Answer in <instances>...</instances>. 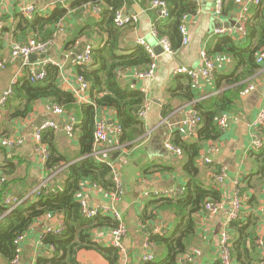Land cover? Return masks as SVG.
Returning <instances> with one entry per match:
<instances>
[{
  "label": "crops",
  "instance_id": "1",
  "mask_svg": "<svg viewBox=\"0 0 264 264\" xmlns=\"http://www.w3.org/2000/svg\"><path fill=\"white\" fill-rule=\"evenodd\" d=\"M76 1L0 0V63H2V68H0V98L11 87L14 79L18 82L27 76L29 65L44 60H52L61 66L60 87L72 93L78 105L91 103L89 93L85 94L82 99L77 97L75 91L77 89L75 79L78 77L76 66L73 61L66 65V61L67 58L71 57L70 53L72 55L79 53L87 45L92 46L94 51L95 44L86 42L83 37L75 42L73 47L70 46L67 51L64 44L67 41L70 42L74 33L85 27L88 20L90 22L98 21L101 14H94L91 4L84 8L71 9ZM214 2L215 0H198L197 12L185 21L187 43L179 52H172V54L163 52L156 56L155 74L159 71L162 75L166 70H171L172 67L182 66L197 70L201 66L200 55L203 51L214 60L215 75L227 76L233 72L234 62L229 56L212 54L211 51L214 50L219 39L223 37L230 38L239 46L255 43L256 40H253V34L249 31L248 25L259 21L264 24V0H260L259 5L247 1L224 0L223 11L215 19L218 24L213 30L224 29L226 34L213 35L214 31L204 34L203 26L207 21L206 16H212ZM29 5H34L37 12L43 16L54 9H65L68 13L66 18L56 26L55 32L61 27L62 33L54 38L47 51L41 55H36L35 61L30 62L28 59V65L23 66L22 60L11 57V47L15 43H24L32 39L27 38L22 41L15 39V35L11 31L17 25L19 17L22 16V9ZM121 10L125 15L136 16L138 19L125 30L124 44L132 48L137 45L138 39H143L153 50L158 43L152 32L155 24L162 21L159 10L151 7V0H125ZM243 17L247 18L244 32L237 30L238 22ZM88 39L89 41L93 40V36L90 35ZM261 51H264V48H261L259 53ZM259 53L256 54V57ZM258 67L259 70L246 82L245 87L246 89L253 86L254 90L236 99L234 112L225 114L228 117V126L226 130L221 132V139L218 142L204 143L201 146L200 165L204 164L202 160L205 157L210 156L209 147L215 146L216 152L211 155L212 163L209 166L216 165L223 171V182H219L217 185L216 176L205 169V165L199 167L200 174L197 176V180L205 186L219 189L224 206L223 210L216 215H209L205 211L194 215L196 239L187 253L193 255V264H219L220 234L223 230L229 231V234L232 232L226 223V213L230 201L237 191L238 183L247 180L250 176H252L250 179L252 188L239 196L241 203L239 220L243 224H248L251 220L254 222L255 246L252 257L256 261L255 264H259L260 259L264 257V178L261 179L259 174L261 163L249 154L250 123L264 107V61ZM137 74L134 70L119 74L123 86L143 93L148 110L143 120L146 131L144 137L137 143L135 142L131 149H124L123 155L117 158L124 185V194L117 204V209L122 214L126 225V235L122 239L126 254L124 257L120 255L121 259L118 264H140L144 252H151L154 257L157 253H164L161 248L159 249L153 243H149V238L151 236H170L179 218L170 210H160L153 213L149 219L143 220L142 216H144L151 201V199L144 198L143 195L152 191L185 189L188 177L182 173L181 167L175 162V159H182L183 155L181 158L171 155L167 152L165 143L173 144L172 141L177 136L184 142L195 143L197 141L196 135L187 133L184 124L187 112L195 110L194 104L196 103L206 102L209 105L211 98L232 88L231 86L217 88L215 79L213 81L199 80L197 85H191L193 100L185 102L184 96L181 97L180 93L172 96L171 91L179 86H186L188 80L183 76H173L172 73H169L161 81L151 80L148 82L154 97H157L158 101L152 112L153 115L150 116L149 93L144 86L145 79L137 78ZM5 105L0 108V133L3 130H8L7 135L0 136V179L3 180L0 183L1 200L4 197L27 195L45 180L49 181L51 186H54L53 180L56 185L59 184L61 182L59 174H67L66 168L50 174L35 150L33 136L43 123L47 121L57 123L61 128V130L55 131L57 136L55 145L59 153L66 154L71 163L79 161L81 157L79 156L80 150L76 135L74 134L73 138L57 135L63 131L62 128L69 119L74 117L73 114L64 110L62 116H53L49 110L50 104L42 102L34 108L33 113L28 118L9 121L6 111L4 112L3 109ZM100 118L106 121L109 129L118 123L115 112L110 109H99L96 120ZM167 127L169 131L162 143L163 149H161L157 142L158 130L160 128L167 130ZM6 139L21 140L22 143L11 149L5 146L4 141ZM162 150L166 153H161ZM213 177L217 184H215ZM110 194V192H104L94 185L85 183L79 199H86L90 207L96 208L107 205L110 201ZM60 221H63L61 214H48L39 218L31 226L22 243L21 264H36L38 257L51 254L52 251L41 243V238L47 228L57 227ZM234 236L237 237V235ZM259 240L263 244V250H260L256 245ZM95 241L104 246L112 245L111 230L97 232ZM183 257L184 255L179 258V263ZM76 260L78 264H109L94 251L81 250L77 253ZM0 264H8V262L0 258Z\"/></svg>",
  "mask_w": 264,
  "mask_h": 264
},
{
  "label": "trees",
  "instance_id": "2",
  "mask_svg": "<svg viewBox=\"0 0 264 264\" xmlns=\"http://www.w3.org/2000/svg\"><path fill=\"white\" fill-rule=\"evenodd\" d=\"M153 0H151L152 2ZM166 3L168 18L155 24L154 31L159 38L166 37L172 52H179L183 47V36L179 29L183 18L195 15L197 6L189 0H160ZM125 0H77L72 8H84L88 4L100 5L101 18L98 21H87L86 26L77 30L70 42L64 44L67 51L70 46L85 38L86 42L95 44L93 62L89 66H76V74L89 84L90 104L78 105L74 95L60 87V69L48 66L46 77L38 83H31L28 76L22 78L12 86L13 94L4 109L8 120H23L31 116L34 108L42 102L56 105L71 112L79 121L75 127L81 159L71 163L67 155L60 154L55 141L56 133L46 130L41 135V142L48 148L49 157L45 168L53 174L56 169L66 168L67 174L58 176L61 182L56 185L53 180L55 193L44 192L38 199H27L12 212L2 205L0 197V258L8 263L14 258L15 247L13 241L22 234H26L31 226L41 217L48 214H61L64 229L60 235H45L41 243L52 250L51 254L38 257L36 264H78L77 253L81 250L98 253L109 264H118L121 259L119 251L114 247L104 246L95 241V234L104 230H113L118 226L117 221L110 216L98 214L92 218H85L81 214L79 197L85 183L94 185L104 192L113 191L112 171L109 166L96 160L93 155V133L95 131L96 114L99 109H110L115 112L118 124L122 128L121 144L124 149H131L134 143L144 137L146 131L144 121L139 112L145 105V97L140 91L123 86L119 74L125 71L137 73L147 70L151 60L143 47L136 45L128 47L124 44L125 30L132 25L119 29L113 24L114 13L121 9ZM68 11L54 9L48 14L38 12L27 19L20 16L17 25L11 32L15 39L31 38L36 42H47L51 39L56 26L66 18ZM253 34L252 42L247 46H239L230 38H220L212 54L229 56L234 62V69L230 75H215L217 88L231 86L227 91L220 92L211 102L194 104L195 111L201 117V126L196 133L197 141L187 143L178 136L172 143L182 151L183 158L175 159L188 177L185 193L175 198H158L149 202L142 219H149L153 213L160 210H170L179 218L170 236H151L149 243L161 248L164 253H157L152 262L146 264H179V258L186 255L196 239V224L194 215L203 212L205 203L222 202L221 191L211 186H205L197 180L201 166L215 176L221 175L218 166L200 165L201 146L204 143H215L221 139L222 133L217 120L221 115L234 112L236 99L242 97L241 92L246 82L259 70L256 64V54L264 48V24L262 21L248 25ZM93 36L89 41L88 37ZM259 36V37H258ZM257 38V39H254ZM254 44V45H252ZM186 86H179L171 91L172 96L180 93L183 100L191 102V80ZM180 78V77H179ZM3 130L0 136L6 134ZM259 134L264 139V127L259 128ZM260 166V177L264 178V147L258 151H249ZM250 176L238 183V196H242L251 187ZM214 178V177H213ZM215 184L217 182L215 181ZM219 185V182L218 184ZM4 189V188H3ZM15 197V196H14ZM25 195L18 196L23 198ZM240 216V215H239ZM231 228V257L234 264H255L254 252V222L248 224L240 222L239 218L230 223ZM237 235L235 237L234 235Z\"/></svg>",
  "mask_w": 264,
  "mask_h": 264
},
{
  "label": "built area",
  "instance_id": "3",
  "mask_svg": "<svg viewBox=\"0 0 264 264\" xmlns=\"http://www.w3.org/2000/svg\"><path fill=\"white\" fill-rule=\"evenodd\" d=\"M194 3L196 6L198 4V0H189ZM236 1H247L253 3L254 5H259L260 0H236ZM224 0H215L214 7L212 10V16L218 18L223 11ZM151 7L159 10L160 18L162 21H165L168 18V8L165 2L160 0H153L151 2ZM198 9V7H197ZM93 13L96 15H100L102 12V8L100 5H96L92 7ZM197 12V11H196ZM37 13L36 7L34 5H29L26 8L22 9L21 15L27 19H31ZM186 17L183 18L181 27L179 29L180 33L183 36L182 43L185 45L187 43V37L185 32V21ZM136 16H127L125 13L119 9L114 13L113 24L115 27L122 29L128 25H133L137 21ZM247 25V18L243 17L240 19L237 25V30L244 32ZM1 28V24H0ZM63 29L59 27V30L56 31L53 37L47 42H36L34 40H28L24 43H15L11 47L10 55L13 59H20L23 61V66H27V60L31 55H41L45 53L49 47V45L53 42L54 38L62 33ZM153 37L157 39L158 46L162 49L163 52L172 54L170 42L166 37L159 38L156 36V33L153 29ZM226 32L224 29H216L213 35H225ZM137 45L143 47V49L148 53L151 63L147 70L140 72L136 75L139 79H151L155 74V59L156 55L151 47H149L143 39H138L136 42ZM70 56H74L73 63L75 66H89L93 62V47L87 45L83 50L76 54H71ZM69 57V56H68ZM201 66L197 69H191L187 67H178L173 72V76H185L191 80L193 86L197 85L199 80L205 81H213L215 79L216 73V65L214 60L205 52H201ZM264 61V51H261L256 57V63L259 65ZM56 66L59 69L61 66L52 60H44L39 63H35L33 65H29L28 68V79L31 83L35 84L41 82L46 77V69L48 66ZM0 68H2V63H0ZM75 82L77 84L76 94L79 99L89 93L90 86L86 83L81 77H76ZM16 83V80L12 82L11 87L2 95L0 98V108L3 107L7 101L11 98L13 91L12 86ZM254 90L253 86H249L241 92L242 96H245ZM77 98V99H78ZM78 99V100H79ZM50 112L53 116H62L64 114V109L58 107L56 105H50ZM148 106L144 105L143 109L139 112V117L141 119H145L147 114ZM79 124V121L72 117L66 123V125L62 128L65 132L66 136L69 138H73L75 127ZM187 133L190 135H196L197 131L201 126V117L195 110H190L185 115L184 121ZM218 128L221 132L226 130L228 126V117L222 115L217 120ZM264 127V107L258 113L256 118L250 123V150L258 151L264 147V139L259 134V128ZM46 130L59 131L61 128L59 125L53 121H47L41 125V127L34 133V141H35V150L39 154L40 160L42 163H46L49 157L48 148L42 144L41 135ZM122 128L117 123L111 129L108 128L106 121L103 118L97 119L95 121V131L93 133V155L96 160L102 164H106L110 167L112 171V182H113V191L110 193V201L107 205L92 208L88 205L86 199H79V205L81 214L85 218H92L98 214L110 216L112 219L117 221L118 226L116 229L111 230V235L113 238L112 247L117 249L122 257L126 254V249L122 244V239L126 235V225L123 220L122 214L117 209V204L123 197L124 194V185L122 181L120 164L117 162V158L123 155L124 145L121 144V136H122ZM22 143L21 140L14 139H6L4 144L8 148H14L19 146ZM165 148L167 151L177 157H182V151L180 148L174 146L173 144L166 142ZM216 152L215 146H211L208 149V153L210 156L205 157L202 162L206 165L212 163L211 155ZM60 168L56 169L55 172H58ZM218 182H223V171L221 170V175L216 176ZM3 180L0 179V183ZM55 187L51 186L49 181H43L38 186L33 188L25 197L17 198V197H4L2 199V205H4L8 210L5 215L12 212L16 207H18L25 200H36L38 199L44 192L55 193ZM185 193L184 188H178L175 190H162V191H152L147 192L143 195L144 198L147 199H158V198H175L181 196ZM223 202H207L205 203L203 210L207 212L209 215H216L223 210ZM241 212V203L240 198L238 196V192H235L233 199L230 201L229 209L226 213V223L230 225L233 221L239 218ZM64 229L63 221H60L55 228H47L45 230V235H60ZM26 234H22L17 237L13 241V245L15 247V255L14 258L8 264H21V256H22V243L26 238ZM43 236V237H44ZM42 237V238H43ZM41 238V240H42ZM231 237L229 231L223 230L220 234V244H219V264H234L233 259L231 257ZM256 245L263 250V244L259 240ZM50 249V248H49ZM51 250V249H50ZM52 251V250H51ZM154 255L151 252H144L140 259V264H146L152 262ZM194 257L192 254H186L183 257V260L179 264H193ZM259 264H264V257L260 259Z\"/></svg>",
  "mask_w": 264,
  "mask_h": 264
},
{
  "label": "rangeland",
  "instance_id": "4",
  "mask_svg": "<svg viewBox=\"0 0 264 264\" xmlns=\"http://www.w3.org/2000/svg\"><path fill=\"white\" fill-rule=\"evenodd\" d=\"M206 19H207L208 22L205 21V24L203 26V33L204 34L206 32L208 33V32L214 31L213 29L215 28V25L218 24V22L215 20L216 18H214L212 16H210V17L209 16H206ZM165 57H167V56L165 55ZM174 69H176V67L175 68L172 67L171 70L169 69L168 71L166 70L162 75L158 71L155 74L154 78H152V79H145L144 86L148 90V93H149L148 101L150 102V110H149V115L150 116L153 115L152 112L156 108V105L158 104V101H157V97L156 98L154 97V95H153L154 93H152L151 88H150L148 82L151 81V80H153V81H161L163 77L167 76L169 73H172ZM230 122H233V120H230ZM168 131H169L168 127H167V130H166V128H160L158 130L157 142L160 144L161 149H163L162 143L165 140V138H166V136L168 134ZM161 153H166V152L164 150H162Z\"/></svg>",
  "mask_w": 264,
  "mask_h": 264
},
{
  "label": "water",
  "instance_id": "5",
  "mask_svg": "<svg viewBox=\"0 0 264 264\" xmlns=\"http://www.w3.org/2000/svg\"><path fill=\"white\" fill-rule=\"evenodd\" d=\"M153 51H154L156 56H159V55H161L163 53L162 49L158 45L154 47ZM28 59H29L30 62H32V61H35L37 59V56L36 55H31ZM73 60H74V56H71V57L67 58L66 65L70 64ZM57 135L58 136H62V137L66 136L64 131H61V132L57 133Z\"/></svg>",
  "mask_w": 264,
  "mask_h": 264
}]
</instances>
